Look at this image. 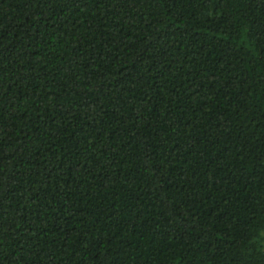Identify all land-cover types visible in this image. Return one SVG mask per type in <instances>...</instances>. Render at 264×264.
I'll return each instance as SVG.
<instances>
[{
	"label": "trees",
	"instance_id": "obj_1",
	"mask_svg": "<svg viewBox=\"0 0 264 264\" xmlns=\"http://www.w3.org/2000/svg\"><path fill=\"white\" fill-rule=\"evenodd\" d=\"M0 264H264V0H0Z\"/></svg>",
	"mask_w": 264,
	"mask_h": 264
}]
</instances>
